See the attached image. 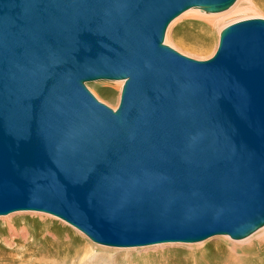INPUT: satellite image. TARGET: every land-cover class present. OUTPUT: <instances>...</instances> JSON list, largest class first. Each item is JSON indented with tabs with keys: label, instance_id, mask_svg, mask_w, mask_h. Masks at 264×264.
Here are the masks:
<instances>
[{
	"label": "water",
	"instance_id": "water-1",
	"mask_svg": "<svg viewBox=\"0 0 264 264\" xmlns=\"http://www.w3.org/2000/svg\"><path fill=\"white\" fill-rule=\"evenodd\" d=\"M237 0H0V216L96 244L244 239L264 226V19L205 61L165 44ZM124 81L116 111L86 83Z\"/></svg>",
	"mask_w": 264,
	"mask_h": 264
},
{
	"label": "rangeland",
	"instance_id": "rangeland-1",
	"mask_svg": "<svg viewBox=\"0 0 264 264\" xmlns=\"http://www.w3.org/2000/svg\"><path fill=\"white\" fill-rule=\"evenodd\" d=\"M253 1L259 8L257 13L261 14L260 17L242 14L234 21L226 22V26L220 31L212 30L202 20H183L171 29L168 28L172 45L167 43L168 30L165 44L194 60H209L218 49L220 34L225 27L243 20L264 19V0ZM199 12L202 16L222 14ZM119 82L122 81L98 80L88 82L86 86L100 102L116 111L123 88L122 86L119 91L114 88ZM122 83L124 85V81ZM42 217L45 221L41 220ZM4 220L10 221L14 231H10ZM23 229H26L27 233H24ZM223 237L225 236L197 243L113 248L92 242L79 230L55 216L42 212H16L0 216V264H20L22 260L24 264H203L204 260V264H207L210 254L200 255L194 245L205 242L207 248L215 247L216 244L222 247L223 245L217 242ZM11 242L13 244L9 246Z\"/></svg>",
	"mask_w": 264,
	"mask_h": 264
},
{
	"label": "bare ground",
	"instance_id": "bare-ground-1",
	"mask_svg": "<svg viewBox=\"0 0 264 264\" xmlns=\"http://www.w3.org/2000/svg\"><path fill=\"white\" fill-rule=\"evenodd\" d=\"M262 8H264V6ZM258 9H259L258 6L256 5V3L253 0H237V2L229 10L225 11V13L222 12V14H220V13H206L199 8H192V9L187 10L183 14H181L174 21H172V23L170 24L169 27L171 29L173 26L177 25L178 23H180L183 20H188V21L189 20H202L212 30L220 31L223 28V26L226 24V22L228 23V21H230V22L234 21L236 17L241 16L242 14L249 15V16L251 15L254 17H260L261 14L257 13ZM199 11L204 12L206 14H220V15L202 16ZM168 31H169V33L167 35V43L169 45H172V42L170 40V30H168ZM122 82L115 84L114 88L117 91H119L122 88V86H123ZM20 212H37V211H20ZM42 213H44V212H42ZM46 214H48V213H46ZM48 215H51V214H48ZM4 216H6V215H4ZM51 216H53V215H51ZM41 220L45 221V219H43V217ZM4 222L8 224L10 231H14L13 226L11 225L9 220H4ZM23 232L27 233L26 229H23ZM218 236H225V237L221 238L219 240V242H217V243L223 245L222 247H220V245L218 246L216 244L215 247H212V248L208 247L207 248L205 246L206 245L205 242L194 245L197 247V250L200 251V255L204 256L205 254L206 255L210 254L209 256L211 258V261H210V258L208 257L209 262H207V264H210V262H211V264H231V263L232 264H264V226L261 227L260 229H258L256 232H254L250 236H248L249 238L246 237L247 239L244 238L245 240L241 239L242 241H235L234 242L233 240H230L232 238L228 235H217V236H213L211 238H215ZM211 238H209V239H211ZM12 244H13L12 242L9 243V246H12ZM156 245H158V244H156ZM101 246H103V245H101ZM148 246H153V245H148ZM148 246H141V247H148ZM106 247H109V246H106ZM113 248H117V247H113ZM130 248H134V247H130ZM198 257L201 258V256H198ZM243 258L245 259L244 261H243ZM196 259H197V257H196ZM198 260H200V259H198ZM23 262L24 261L22 260L20 264H24ZM201 263H203V262H201ZM204 263H206L205 260H204ZM185 264H186V262H185Z\"/></svg>",
	"mask_w": 264,
	"mask_h": 264
}]
</instances>
